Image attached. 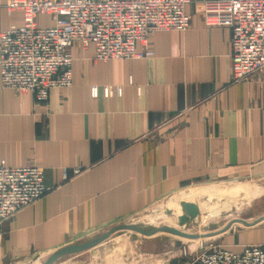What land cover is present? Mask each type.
Wrapping results in <instances>:
<instances>
[{"label": "crops", "instance_id": "1", "mask_svg": "<svg viewBox=\"0 0 264 264\" xmlns=\"http://www.w3.org/2000/svg\"><path fill=\"white\" fill-rule=\"evenodd\" d=\"M7 1L0 0V32L23 20L21 11L8 13ZM203 1L186 6L190 28L152 35V56L100 60L92 45L75 42L72 85L52 88L45 102L4 87L0 75V165H38L46 185L54 187L0 225V264L99 240L49 264L84 256L110 232L83 239L174 193L202 182L264 175V71L232 79L230 30L205 24ZM36 24L54 22L39 15ZM137 48L141 53L146 46ZM76 167L82 171L72 175ZM160 222L180 230L167 215ZM219 242L241 252L264 243V226ZM154 248L142 249L141 241L125 260L110 263L186 264L190 258L189 249Z\"/></svg>", "mask_w": 264, "mask_h": 264}, {"label": "built area", "instance_id": "2", "mask_svg": "<svg viewBox=\"0 0 264 264\" xmlns=\"http://www.w3.org/2000/svg\"><path fill=\"white\" fill-rule=\"evenodd\" d=\"M191 0H8V13L21 11L23 20L0 32L2 85L30 91L39 102L52 88L72 85L71 46L92 45L100 60L152 56L148 48L159 30H186ZM202 14L208 27H227L231 35V77L234 81L264 71V0H204ZM48 15L54 24L39 27ZM146 46L138 51V44ZM120 91V88L117 87ZM82 169L76 167L72 175ZM63 181L71 178L63 170ZM44 169L0 165V225L35 204L54 187L46 185ZM186 264H264V243L245 245L234 252L224 244L208 243Z\"/></svg>", "mask_w": 264, "mask_h": 264}, {"label": "rangeland", "instance_id": "3", "mask_svg": "<svg viewBox=\"0 0 264 264\" xmlns=\"http://www.w3.org/2000/svg\"><path fill=\"white\" fill-rule=\"evenodd\" d=\"M196 188L202 192L199 193ZM182 193L194 194L191 199L199 204L201 214L189 219L186 227L179 225V230L160 222V216L164 214L172 219L166 209L173 208L179 198H182ZM261 226H264V175L217 179L192 185L184 191L153 203L113 227L93 233L81 242L90 241L108 232L110 236L107 241L97 244L84 256H63L55 264H75L81 261L83 264H111L112 260L130 256L133 253V245L141 241L142 249L171 248L174 249L171 250L172 253L176 248L189 249L191 256L208 243L222 244L219 240L224 235ZM52 255H37L18 264H43Z\"/></svg>", "mask_w": 264, "mask_h": 264}, {"label": "water", "instance_id": "4", "mask_svg": "<svg viewBox=\"0 0 264 264\" xmlns=\"http://www.w3.org/2000/svg\"><path fill=\"white\" fill-rule=\"evenodd\" d=\"M166 211L170 215H176L174 218H175V221L177 222L178 225H180L182 227H186V225L189 222V219L195 218L201 214V207L194 200L182 197V198H179L178 203L173 208L169 207L166 209ZM175 232H178V231H175ZM98 241L99 240L94 241V242H90V243L82 245V246L75 245V246L65 247L62 250H60L59 252L52 255L46 264H49L53 259L59 257L60 255L66 253V252H69L71 250H75V249H78L81 247H85L89 244H93V243H96Z\"/></svg>", "mask_w": 264, "mask_h": 264}, {"label": "bare ground", "instance_id": "5", "mask_svg": "<svg viewBox=\"0 0 264 264\" xmlns=\"http://www.w3.org/2000/svg\"><path fill=\"white\" fill-rule=\"evenodd\" d=\"M196 189H197V191H198V190L200 191L199 188H196ZM204 190H205V189H204ZM201 192H202V191H200L199 193H201ZM193 195H194V194H193ZM193 195H188V194L182 193V194H181V197L185 196V198H189V199H191V198H193V197H192ZM191 200H192V199H191ZM171 216H172V219L175 221V218H174V217H175L176 215H171ZM175 222H176V221H175ZM176 223H177V222H176Z\"/></svg>", "mask_w": 264, "mask_h": 264}]
</instances>
